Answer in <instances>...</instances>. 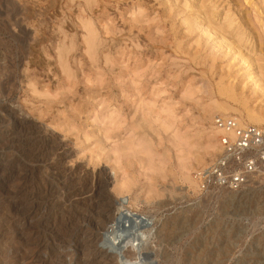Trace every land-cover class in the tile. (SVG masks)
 <instances>
[{
    "label": "rangeland",
    "instance_id": "rangeland-1",
    "mask_svg": "<svg viewBox=\"0 0 264 264\" xmlns=\"http://www.w3.org/2000/svg\"><path fill=\"white\" fill-rule=\"evenodd\" d=\"M201 3L0 0V264H104L85 254L95 209L81 183L72 196L71 171L108 179L123 205L115 234L136 254L127 264H264V187L200 176L219 154L212 106L244 108L219 92L208 56L226 70L237 61L207 25L184 23L202 20ZM205 4L253 17V54L264 56L261 0ZM235 64L264 114V93Z\"/></svg>",
    "mask_w": 264,
    "mask_h": 264
},
{
    "label": "bare ground",
    "instance_id": "bare-ground-1",
    "mask_svg": "<svg viewBox=\"0 0 264 264\" xmlns=\"http://www.w3.org/2000/svg\"><path fill=\"white\" fill-rule=\"evenodd\" d=\"M245 1L247 2V4H251L254 2V0ZM205 2L206 0H202V3L198 6V10L204 14V17L200 22H194L189 18L184 22L188 25V30L193 31V29L195 28H200L201 25H207V28L204 30L207 37H217L218 41L214 44L215 48L225 49L226 54H224L222 57L226 56L228 53H231L232 61H237L236 64H240L242 68L246 70L244 78L248 82H253V93H264V56L260 55V58H256L254 56L255 53L253 54V52L258 48V44H256L255 37L253 36L254 32L252 33L250 29L251 26L255 25L253 17H247L243 15L240 17L236 16L234 12H232L230 7L226 9V15L224 17H220L219 13L215 10L211 11L208 6H206ZM261 3H264V0H261ZM215 18H217V20ZM85 22L86 24H88L87 21ZM247 26L249 27V29L247 28ZM212 53L213 54L208 56V59L212 61L211 68L213 69V75H215V77L218 78V81L220 82L219 92L227 99L239 103L244 108H234L233 105H230L231 102L229 104L227 101L216 102L212 106L211 111H209L210 120L214 123V119L217 115L232 116L231 112L233 111L234 113L239 114V117L236 118H238V120L242 124H255L259 126H264V114L256 108L249 106L248 104L250 98L244 92V87H241L242 82L240 81L239 75L236 71L233 70V68L235 67V63L233 65L230 64L228 66V69L226 70V66L222 68L221 66H219V64H217V60L221 58V55H217L216 51L215 53ZM254 67L258 69L256 75H253L252 73V68ZM212 131L215 137V142L213 144L214 149L216 152H219V135L221 134V131L216 126H212ZM65 177L67 179L66 185L69 187L70 192H72L71 189L75 187V184L79 185V183H81L82 187L79 189V191L85 192L87 193V195L91 193L88 197L86 195V197L81 200L85 206H88L90 208L93 207L95 209L92 217H89L90 220L88 218V227L92 228L94 230V233H91L92 237L90 241L86 245H84L85 254H91L94 256L95 259L100 258L101 263L104 264H127L129 260L136 257V254L132 250L123 252V248L121 246L122 242H120L119 240L120 237L118 238V236L115 234L116 226L118 225V222L120 220L119 218H121L120 216L123 211V205L119 202H116L111 193H107L109 192L107 191V186L109 184L108 179L103 178L101 173L97 174L96 176L81 177L80 174L79 176H77L76 171L66 172ZM258 183L262 184L260 179H258ZM75 191L72 192V196H75ZM232 192L233 191H231V193ZM225 193H229V191ZM137 238L138 237H136V239ZM132 242L133 241H131L130 246H132ZM99 245H101V247H99ZM99 248H101L102 250H100ZM136 251L138 252V250ZM66 264L72 263L67 262Z\"/></svg>",
    "mask_w": 264,
    "mask_h": 264
},
{
    "label": "built area",
    "instance_id": "built-area-1",
    "mask_svg": "<svg viewBox=\"0 0 264 264\" xmlns=\"http://www.w3.org/2000/svg\"><path fill=\"white\" fill-rule=\"evenodd\" d=\"M218 157L205 166L200 176L213 184L238 190L251 180H261L264 187V126L242 124L233 116L217 115Z\"/></svg>",
    "mask_w": 264,
    "mask_h": 264
}]
</instances>
